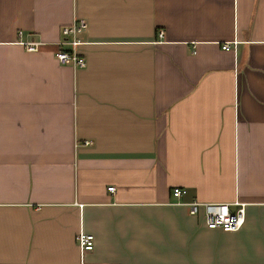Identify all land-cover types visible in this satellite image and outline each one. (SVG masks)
Returning <instances> with one entry per match:
<instances>
[{
  "label": "crops",
  "instance_id": "1",
  "mask_svg": "<svg viewBox=\"0 0 264 264\" xmlns=\"http://www.w3.org/2000/svg\"><path fill=\"white\" fill-rule=\"evenodd\" d=\"M0 264H264V0H0Z\"/></svg>",
  "mask_w": 264,
  "mask_h": 264
},
{
  "label": "built area",
  "instance_id": "2",
  "mask_svg": "<svg viewBox=\"0 0 264 264\" xmlns=\"http://www.w3.org/2000/svg\"><path fill=\"white\" fill-rule=\"evenodd\" d=\"M86 26V22L82 18L73 17L69 23L62 24L58 28V38L55 41L57 49L53 52L55 60L60 64H67L72 68H80L85 65L83 53L79 50L81 43L77 39V34ZM162 35L161 30H157L156 36ZM24 50L35 51L44 44L41 40H21ZM221 49H228V42L220 43ZM84 144H89V140H83ZM107 190H112V186H107ZM184 193L181 187H172L170 194L173 197L180 196ZM187 211L195 214L201 211L203 216V224L206 228H217L222 231H232L237 229L243 222L244 204L239 201L228 202L220 201H196L190 200L184 202ZM230 205H233L230 208ZM74 240L79 252L88 251L92 248L93 237L91 233L78 230L74 236Z\"/></svg>",
  "mask_w": 264,
  "mask_h": 264
}]
</instances>
